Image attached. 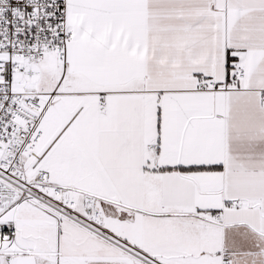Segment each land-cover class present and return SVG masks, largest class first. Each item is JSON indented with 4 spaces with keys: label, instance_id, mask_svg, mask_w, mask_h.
Listing matches in <instances>:
<instances>
[{
    "label": "snow or ice",
    "instance_id": "6c2138e0",
    "mask_svg": "<svg viewBox=\"0 0 264 264\" xmlns=\"http://www.w3.org/2000/svg\"><path fill=\"white\" fill-rule=\"evenodd\" d=\"M0 264H264V0H0Z\"/></svg>",
    "mask_w": 264,
    "mask_h": 264
}]
</instances>
